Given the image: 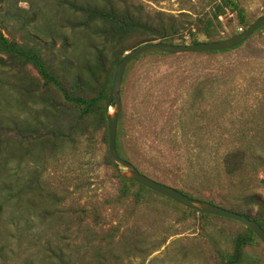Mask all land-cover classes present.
<instances>
[{"label": "rangeland", "instance_id": "374dc122", "mask_svg": "<svg viewBox=\"0 0 264 264\" xmlns=\"http://www.w3.org/2000/svg\"><path fill=\"white\" fill-rule=\"evenodd\" d=\"M10 1L22 16L37 13L30 32L35 25L43 32L54 25L55 0ZM124 1L174 15H194L206 6L204 0ZM243 7L249 26L264 15V0H248ZM59 19L69 39L82 45L86 37L77 27L82 17ZM221 22L220 40L246 29L236 13L227 12ZM22 34L15 35L26 42ZM59 44L50 53L65 65ZM68 55L76 62L73 52ZM126 70L122 142L134 166L162 184L202 191L215 203L228 193L233 205L242 203L235 196L264 197V33L232 52L146 55ZM5 88L0 89V264H217L220 252L232 251L242 224L201 218L158 194L141 200L122 196L109 158L108 125L62 117L61 140L40 145L23 127L46 120L42 105ZM114 109L112 103L110 112ZM237 149L247 152V163L230 177L222 159ZM246 251L251 261L264 264L262 242Z\"/></svg>", "mask_w": 264, "mask_h": 264}, {"label": "trees", "instance_id": "16d2710c", "mask_svg": "<svg viewBox=\"0 0 264 264\" xmlns=\"http://www.w3.org/2000/svg\"><path fill=\"white\" fill-rule=\"evenodd\" d=\"M204 1L206 6L201 12L194 15L187 12L174 15L163 11H147L142 5L124 0H55L51 4L54 14V25L51 29L43 32L34 24L36 30L30 32L37 13H33L30 17L22 16L20 9L10 0H0V89L6 90V86L14 94L23 97L27 103L41 104L42 114L46 118L36 125L27 122L23 131L36 134L35 142L40 145H54L61 140L60 136L65 131L63 129L66 125L60 120L62 117H68L73 121L94 122L99 127H106L108 123L105 111L114 73L127 52L151 42L186 45L219 41L223 33L221 17L227 12L237 14L240 28L245 29L249 26L243 7V3L248 0ZM61 15H69L73 19L76 16L82 17L81 21L76 19L79 21L77 27L83 30L82 33L86 37L82 45L69 39L64 25H60V22L63 23L59 19ZM15 28L24 33L22 35L26 38V42L16 37L17 30L13 32ZM256 33H264V27ZM99 39L103 43V48L98 47ZM42 44L47 50L42 48ZM58 44L65 65L60 64L57 57L50 53L57 50ZM239 47L207 54L232 52ZM70 51L73 52L78 63L75 69L73 68L76 67L74 65L76 62L68 55ZM148 55L170 56L164 53ZM144 57L146 55L131 63ZM33 71L37 73V77ZM2 75L5 76V80ZM126 78L127 70L123 83ZM122 115L119 118L117 152L123 159L131 162L122 142ZM50 123L52 126H49ZM247 158L248 154L243 149L228 152L222 159L223 171L230 177L238 176L244 170ZM117 178L122 185L123 197L133 194L136 200H141L147 193L157 194L135 182L127 183L119 175ZM177 190L191 198L208 201L242 214L255 220L264 229V197L261 194L235 196L232 199L242 203L233 205L228 202V197H231L229 193L224 194L225 198L219 203H215L213 198L204 196L202 191L193 194L185 190ZM256 208L258 210L255 212ZM2 212L3 207L0 205V215ZM199 216L234 222L210 215L199 214ZM242 228L243 230L236 232L233 237L232 251L220 252L217 264H253V262L257 264V260L249 259L246 250L255 242L261 243V241L251 230L245 226Z\"/></svg>", "mask_w": 264, "mask_h": 264}, {"label": "water", "instance_id": "95a60500", "mask_svg": "<svg viewBox=\"0 0 264 264\" xmlns=\"http://www.w3.org/2000/svg\"><path fill=\"white\" fill-rule=\"evenodd\" d=\"M264 27V15L254 21L241 34L231 38L222 39L215 42H200L197 44L174 45L164 42L145 43L132 51L128 52L122 61L117 65L108 102L106 105V119L109 132V158L112 166L118 172V175L125 182H135L145 188L175 201L185 208L195 211L198 214L210 215L229 219L238 222L251 230L264 245V229L253 219H250L237 212L225 209L208 201L191 198L177 189L162 184L142 173L136 166L128 160L123 159L117 152V134L119 118L123 110V101L121 96V84L128 66L139 57L164 53L168 55L181 54H199L218 51H227L237 48L249 40L257 31ZM114 102V112H110Z\"/></svg>", "mask_w": 264, "mask_h": 264}]
</instances>
